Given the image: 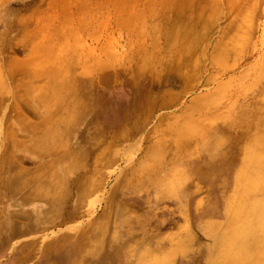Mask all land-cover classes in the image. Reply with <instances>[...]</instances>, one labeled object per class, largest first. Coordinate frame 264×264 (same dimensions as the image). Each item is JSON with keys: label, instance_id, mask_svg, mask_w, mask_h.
I'll use <instances>...</instances> for the list:
<instances>
[{"label": "rangeland", "instance_id": "1", "mask_svg": "<svg viewBox=\"0 0 264 264\" xmlns=\"http://www.w3.org/2000/svg\"><path fill=\"white\" fill-rule=\"evenodd\" d=\"M0 264H264V0H0Z\"/></svg>", "mask_w": 264, "mask_h": 264}]
</instances>
